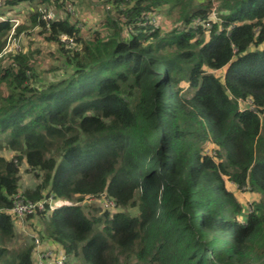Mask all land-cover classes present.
<instances>
[{
    "label": "trees",
    "instance_id": "16d2710c",
    "mask_svg": "<svg viewBox=\"0 0 264 264\" xmlns=\"http://www.w3.org/2000/svg\"><path fill=\"white\" fill-rule=\"evenodd\" d=\"M23 1L36 7L14 34L38 27L56 45L52 81L3 54V7ZM105 1L86 35L70 0L1 4L0 264H33L9 212L18 194L44 200L39 236L67 260L264 264V0ZM40 4L65 13L46 25ZM163 10L182 27L151 23ZM21 167L37 183L19 192ZM227 183L253 194L250 210ZM99 196L113 210L82 203Z\"/></svg>",
    "mask_w": 264,
    "mask_h": 264
},
{
    "label": "rangeland",
    "instance_id": "374dc122",
    "mask_svg": "<svg viewBox=\"0 0 264 264\" xmlns=\"http://www.w3.org/2000/svg\"><path fill=\"white\" fill-rule=\"evenodd\" d=\"M3 2L4 0H0V4H2ZM70 3V8H67L69 12L68 15L72 18V22L76 23L77 28H79V33L83 35H86L90 29H102V23L105 21V17L110 14L108 11L110 8L109 3L105 0H70ZM0 6V8H2V5ZM9 7L10 6L6 8L3 7L2 11H7L9 16H12V18H14L15 15V18L19 19V23L21 24L27 21V15L30 13L32 8L34 9V7H36V4L33 3L30 5L29 2L23 1L13 6V8ZM7 8L11 10L8 11ZM37 8V11H40V13H52L53 15H64L65 13L58 11V8L55 9V7L53 6H50L45 9L46 6L43 4H40ZM113 16H117V12L114 9ZM211 18L214 19V16H211ZM151 23L155 24L156 26H159L160 29L164 32L170 31L174 28L180 29L182 27V24L178 20V14L176 10H172L170 12H166L164 10L160 11L157 15H154L152 17ZM38 31V27L26 28L20 31L18 35L14 34V40L12 41V44L9 47L5 45V48L3 49V54L14 52L26 53L27 55H29V59H31L33 66L36 68V71L40 73V75L45 79V81H52L53 79H55L54 76L57 74L52 71L55 65L57 64L56 45L54 43L47 42L44 39V36L39 34ZM64 38L65 37H63V39ZM69 40L70 42L72 41L71 39ZM214 72L216 75H221L223 69ZM0 88L2 91L6 92L4 85H1ZM205 147V150L207 152H212V145L207 144ZM25 169L26 168L21 167L20 170L19 192H22L25 189H32L37 183V180L34 178L35 176L33 175V173ZM227 186L235 192V195L241 201V203L245 204V207L250 210V204L254 200L253 194L244 189H237V187L233 183H227ZM82 203H94L99 207L113 210V207H107L104 205L103 197L101 198V196L87 197ZM38 211L39 210H35L32 213L37 214ZM33 214L26 215L24 218H22V220L15 217L16 232L24 235V237L26 238L24 239L28 243H32L30 235H35L39 240L42 241L43 245H46L47 243L53 244L50 240L40 238V222L38 218L33 217ZM31 215L32 217H28ZM51 258V256L48 257L50 261ZM66 262H69L71 264H86L82 260L75 259L74 257H69L68 260L64 259L63 264H65Z\"/></svg>",
    "mask_w": 264,
    "mask_h": 264
},
{
    "label": "built area",
    "instance_id": "2783aa9c",
    "mask_svg": "<svg viewBox=\"0 0 264 264\" xmlns=\"http://www.w3.org/2000/svg\"><path fill=\"white\" fill-rule=\"evenodd\" d=\"M41 14V19L46 22V25L47 22L50 19H53L55 16V14L53 15L52 13L42 12ZM11 21L13 22V25L8 35V40L6 44L8 47L12 44V41L14 40L13 35L15 33V28L19 24V19L17 18H13L11 19ZM63 37L65 36H62V40H64L65 42L69 40H67L66 37L63 39ZM102 197L103 196H101V198ZM14 198L15 199L13 201V204L9 208V212L18 219L22 220V218H24L26 215L33 214L32 212H34L35 210L42 211L44 209V200L31 201L23 198L22 196H20V194L16 195ZM103 202L104 205L107 207L115 206V203L107 197H103ZM30 239L32 242L31 252L34 258V264H63L65 255L62 253V250L60 248L56 247L54 244L51 243L43 245L42 241L39 240L35 235H30ZM49 256L52 257L51 261L48 259Z\"/></svg>",
    "mask_w": 264,
    "mask_h": 264
}]
</instances>
